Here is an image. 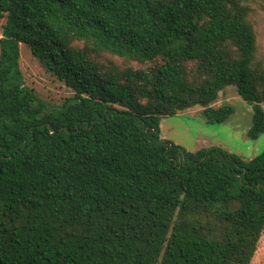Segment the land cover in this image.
Wrapping results in <instances>:
<instances>
[{"label":"trees","instance_id":"16d2710c","mask_svg":"<svg viewBox=\"0 0 264 264\" xmlns=\"http://www.w3.org/2000/svg\"><path fill=\"white\" fill-rule=\"evenodd\" d=\"M240 0H0V264H250L264 150H185L163 116L233 86L264 133V64ZM72 94L25 84L20 45ZM102 53L147 68L101 63Z\"/></svg>","mask_w":264,"mask_h":264},{"label":"rangeland","instance_id":"374dc122","mask_svg":"<svg viewBox=\"0 0 264 264\" xmlns=\"http://www.w3.org/2000/svg\"><path fill=\"white\" fill-rule=\"evenodd\" d=\"M240 2L249 7V20L253 25L257 40L256 56L264 64V0H240ZM3 22L4 19H1L0 36ZM98 60L104 64L108 61L113 62L121 69L126 67L140 69L150 66L108 53H102ZM20 68L25 84L49 102L59 104L72 94L71 89L63 82L45 71L33 57L30 49L23 44L20 45ZM221 105H229L233 108V113L221 123L207 122L201 112L202 107L163 116L160 121L161 137L188 151L217 146L243 160L253 158L262 152L264 133L256 139L247 136L251 125L252 106L237 94L233 86L225 87L212 104L214 107ZM250 264H264V230Z\"/></svg>","mask_w":264,"mask_h":264}]
</instances>
